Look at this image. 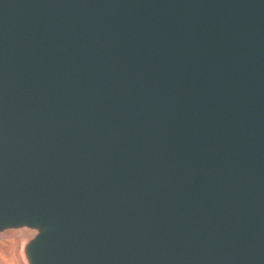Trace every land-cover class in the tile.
<instances>
[{
  "label": "water",
  "instance_id": "obj_1",
  "mask_svg": "<svg viewBox=\"0 0 264 264\" xmlns=\"http://www.w3.org/2000/svg\"><path fill=\"white\" fill-rule=\"evenodd\" d=\"M28 264H264V0H0V231Z\"/></svg>",
  "mask_w": 264,
  "mask_h": 264
},
{
  "label": "rangeland",
  "instance_id": "obj_2",
  "mask_svg": "<svg viewBox=\"0 0 264 264\" xmlns=\"http://www.w3.org/2000/svg\"><path fill=\"white\" fill-rule=\"evenodd\" d=\"M20 228H29L26 226L7 228L0 231V264H28L24 248L26 244L34 238L36 230H33L31 236L22 240L17 234L10 233V230Z\"/></svg>",
  "mask_w": 264,
  "mask_h": 264
},
{
  "label": "bare ground",
  "instance_id": "obj_3",
  "mask_svg": "<svg viewBox=\"0 0 264 264\" xmlns=\"http://www.w3.org/2000/svg\"><path fill=\"white\" fill-rule=\"evenodd\" d=\"M17 234L22 238V240L26 239L27 237L31 236V233H33L32 229L29 228H20L17 230H10V233Z\"/></svg>",
  "mask_w": 264,
  "mask_h": 264
}]
</instances>
